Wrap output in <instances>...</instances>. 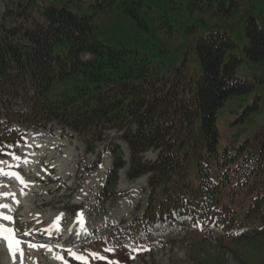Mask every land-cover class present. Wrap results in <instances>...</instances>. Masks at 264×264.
Instances as JSON below:
<instances>
[{
    "label": "rangeland",
    "instance_id": "rangeland-1",
    "mask_svg": "<svg viewBox=\"0 0 264 264\" xmlns=\"http://www.w3.org/2000/svg\"><path fill=\"white\" fill-rule=\"evenodd\" d=\"M15 1L0 0V19ZM47 1L37 0L39 6ZM55 1L79 15H93L96 41L138 52L169 80L182 65L189 76L197 78L201 72L195 53L197 39L216 30L226 33L236 45L230 54L240 60L235 76L249 82L252 89L229 97L217 110L216 149L219 157L225 151L253 156L260 159L261 168L242 177L238 186L232 180L223 187L219 207L225 206L226 215L222 218H233L224 234L219 226L206 230L199 223L190 226L185 216L155 223L147 231H134L135 219L146 209L149 188L147 176L126 178L129 154L120 134L106 132L91 153L83 136L55 123L45 130H26L17 147H1L8 153L0 159V194L9 196L0 195V204L10 205L11 211L0 209V213L13 220L0 219V224L33 232L31 239H20L14 232L22 242L23 256L17 253L14 258L7 243L0 242V264H84L73 252L84 256L88 264H264V71L244 53V18L249 13L263 15L264 0H241L230 15L217 13L221 6L217 1L207 5L204 0H116L99 13L88 5L90 0ZM17 22L7 19L5 26ZM80 83L79 75L55 81L50 92H70ZM111 146L120 148L126 162L114 183L109 179ZM201 149L200 160L210 165V177L217 181V162L207 156L203 144ZM155 156V151H149L142 159L151 162ZM189 177L195 188L194 169ZM51 235L60 242L68 240L54 247L47 238Z\"/></svg>",
    "mask_w": 264,
    "mask_h": 264
},
{
    "label": "trees",
    "instance_id": "trees-1",
    "mask_svg": "<svg viewBox=\"0 0 264 264\" xmlns=\"http://www.w3.org/2000/svg\"><path fill=\"white\" fill-rule=\"evenodd\" d=\"M90 1L97 13L116 2ZM204 1L207 5L217 1L221 5L217 13L230 15L241 0ZM58 3L48 0L39 6L37 0H16L1 17L0 155L3 145L18 141L16 132H8L11 123L46 129L55 122L83 136L89 151L106 132L121 133L130 154L127 179L149 175L147 206L132 230L146 231L155 223L174 220L175 215L185 216L189 224L199 223L202 229L219 226L224 233L233 218H222L226 215L225 206L219 207L223 187L232 180L238 186L242 177L261 168L260 159L253 156L225 151L219 157L216 149L217 110L229 97L252 89L235 76L240 60L230 51L236 45L218 30L200 37L195 45L199 76L192 78L182 65L169 80L138 52L96 41L93 15H79ZM127 11L135 17L133 9ZM7 19L18 22L5 26ZM244 28V53L264 71V14L246 15ZM85 55L90 59L83 60ZM76 75L81 83L70 92H50L53 82ZM16 99L22 101L25 113L14 111ZM202 144L217 162V181L210 177V165L200 160ZM149 150L158 151L153 162L142 159ZM111 153L110 182L114 183L125 162L119 147L111 146ZM191 169L197 177L195 188L190 184Z\"/></svg>",
    "mask_w": 264,
    "mask_h": 264
},
{
    "label": "snow or ice",
    "instance_id": "snow-or-ice-1",
    "mask_svg": "<svg viewBox=\"0 0 264 264\" xmlns=\"http://www.w3.org/2000/svg\"><path fill=\"white\" fill-rule=\"evenodd\" d=\"M5 175H16L14 173H5ZM17 178H20L19 176ZM22 179V178H21ZM23 182V181H22ZM4 197H8L9 193H2L0 194ZM14 198V194H11ZM18 203V201H16ZM0 209H8L11 211L10 205L8 204H0ZM0 219H3L4 221H12L13 217L10 215H4L3 213H0ZM81 224H83V220H81ZM58 227V225H57ZM0 236L3 237V239L7 242V247L9 252L13 255L15 258L17 253H20L21 256H23V249L21 248V241L16 238L14 234V230L12 228L4 227L2 224H0ZM31 247L35 248L36 245L32 244L30 245ZM108 251H112L111 249H108ZM93 257L98 258V259H105L103 256H99L97 253L92 254ZM72 256L80 261H83L84 264H88L87 259L84 256L78 255L77 253H72ZM57 259L63 261L64 257L63 256H58L56 257ZM109 264H118V262L115 261H110Z\"/></svg>",
    "mask_w": 264,
    "mask_h": 264
},
{
    "label": "bare ground",
    "instance_id": "bare-ground-1",
    "mask_svg": "<svg viewBox=\"0 0 264 264\" xmlns=\"http://www.w3.org/2000/svg\"><path fill=\"white\" fill-rule=\"evenodd\" d=\"M23 187H24V186H23ZM22 189H24V188H22ZM86 232H87V231H86ZM54 246H55V247H57V246H58V244H54Z\"/></svg>",
    "mask_w": 264,
    "mask_h": 264
}]
</instances>
